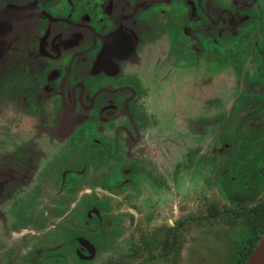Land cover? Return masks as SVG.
Instances as JSON below:
<instances>
[{
	"label": "flooded vegetation",
	"instance_id": "obj_1",
	"mask_svg": "<svg viewBox=\"0 0 264 264\" xmlns=\"http://www.w3.org/2000/svg\"><path fill=\"white\" fill-rule=\"evenodd\" d=\"M201 59L239 82L226 112L185 114L210 127L209 183L231 204L229 191L262 183L264 0H0V264H88L117 226L106 195L177 182L185 167L155 175L151 143L173 114L162 90ZM205 154L188 152V166ZM184 219L129 253L161 254L158 238L196 224ZM155 260L167 261L144 264Z\"/></svg>",
	"mask_w": 264,
	"mask_h": 264
},
{
	"label": "rangeland",
	"instance_id": "obj_2",
	"mask_svg": "<svg viewBox=\"0 0 264 264\" xmlns=\"http://www.w3.org/2000/svg\"><path fill=\"white\" fill-rule=\"evenodd\" d=\"M21 30L19 25L7 29L8 35H16V38ZM189 70L195 73L174 76L169 80L167 88L162 90L165 96L163 107L173 114L169 116L168 121L164 118L167 121H164V125L154 129L157 140L152 141L151 145L156 157L150 159L153 163L151 169L155 175L164 168L169 173L175 172L178 167H185L184 174L178 176L177 182L173 184L169 182L168 185L152 184L123 192L120 190L116 196L111 195L112 191L106 195L109 215L117 221V226L113 234L104 239L102 249L88 264L118 263L121 257L127 255L139 243L141 234L149 228H155L169 219L175 220L182 214L186 217L197 215L211 199L220 197L218 190L209 183L213 148L211 133L208 135L210 127L207 123L192 125L186 120L185 114L188 111L194 112L206 120L208 116L226 112L239 82L238 79L231 77L233 69L229 64L212 72L206 61L201 59L196 67ZM140 71H144L143 64ZM176 81L181 82V85H177ZM180 86L184 87L182 98L170 104V97L177 98L178 93L180 94L178 89ZM188 95L193 98L191 103L194 104H188L186 98ZM164 109L159 112L162 114ZM192 130L195 132L191 133ZM195 150L206 152L207 158L201 164L191 166L195 168L194 170L186 169L191 167L188 166L185 157L188 152ZM98 193L104 194L101 190ZM185 235L187 240L179 264H227L240 244L243 234L240 228L194 224ZM149 264L172 263L155 260Z\"/></svg>",
	"mask_w": 264,
	"mask_h": 264
},
{
	"label": "trees",
	"instance_id": "obj_3",
	"mask_svg": "<svg viewBox=\"0 0 264 264\" xmlns=\"http://www.w3.org/2000/svg\"><path fill=\"white\" fill-rule=\"evenodd\" d=\"M260 152L258 162L256 161L252 165L254 169L261 168L262 170L263 175L259 174L262 176V183L259 185L260 187L258 186L259 188L246 192L234 193L229 191L231 204L222 201L220 198H213L211 202L205 204L204 208L198 211L197 215L190 216L188 220L184 219V226L194 221L198 225H225L230 228L241 229L242 240L227 264H246L264 236V143ZM157 240L159 241L157 246L163 248L161 254L157 255L155 251L151 250L155 245H149L148 252L129 253L121 257L116 264H139L140 262L144 264L155 257L166 258L172 264H179L187 240L186 235L178 234L175 239H170L165 247L162 246V239L158 238Z\"/></svg>",
	"mask_w": 264,
	"mask_h": 264
},
{
	"label": "water",
	"instance_id": "obj_4",
	"mask_svg": "<svg viewBox=\"0 0 264 264\" xmlns=\"http://www.w3.org/2000/svg\"><path fill=\"white\" fill-rule=\"evenodd\" d=\"M246 264H264V236L258 243Z\"/></svg>",
	"mask_w": 264,
	"mask_h": 264
}]
</instances>
